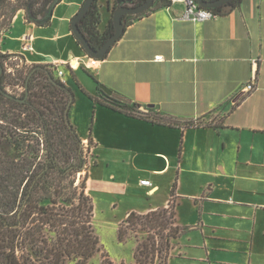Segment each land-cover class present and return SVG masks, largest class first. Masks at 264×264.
Wrapping results in <instances>:
<instances>
[{
	"label": "crops",
	"instance_id": "1",
	"mask_svg": "<svg viewBox=\"0 0 264 264\" xmlns=\"http://www.w3.org/2000/svg\"><path fill=\"white\" fill-rule=\"evenodd\" d=\"M84 1L61 0L45 26L20 9L1 51L64 70L61 79L75 93L70 121L91 145L86 193L92 172L101 183L140 189L145 206L126 218L167 208L174 190L176 222L186 230L168 264H264V0H240L198 22L183 17L184 1L172 0L135 17L102 59L90 57L72 32ZM115 4L99 0L102 31ZM101 84L130 109L138 105L135 112L178 124L109 108L94 100L104 98Z\"/></svg>",
	"mask_w": 264,
	"mask_h": 264
},
{
	"label": "trees",
	"instance_id": "2",
	"mask_svg": "<svg viewBox=\"0 0 264 264\" xmlns=\"http://www.w3.org/2000/svg\"><path fill=\"white\" fill-rule=\"evenodd\" d=\"M8 0H0V5ZM145 0H132L139 5ZM172 0H155L149 10L164 7ZM212 1V0H205ZM240 0H233L234 6ZM61 0H22L7 3L9 24L15 14L25 10L28 22L48 25ZM118 6L113 7V10ZM224 13L222 7L213 8ZM138 15H124L128 26ZM96 0L79 27L94 48H99L114 33L112 18L103 32ZM0 53V264H87L101 250L94 228V203L86 193L88 164L82 139L66 116L75 102V93L58 75L53 64L23 65L17 78L28 96L19 101L7 95L10 74ZM16 84V83H15ZM94 100L130 116L154 123L174 126L177 121L161 116L138 113V105L122 104L112 94ZM17 97V96H16ZM137 110V109H136ZM186 126L197 125L194 121ZM83 171L85 178L77 183ZM170 207L147 213L132 211L118 229L125 241L132 232L141 230L146 237L138 240L135 264H167L173 241L186 228L175 217L174 190ZM109 264H114L108 260Z\"/></svg>",
	"mask_w": 264,
	"mask_h": 264
},
{
	"label": "rangeland",
	"instance_id": "3",
	"mask_svg": "<svg viewBox=\"0 0 264 264\" xmlns=\"http://www.w3.org/2000/svg\"><path fill=\"white\" fill-rule=\"evenodd\" d=\"M21 1L22 0H19V2ZM17 2L18 0H8L5 4L0 5V53L4 55L8 53H3L1 51L2 38L4 32H6L10 26V7L7 6V3H11L12 5ZM100 15L101 23L99 24V29L103 32L101 29H103L106 22L105 9L100 12ZM3 59L5 67L7 68V73L11 75L8 85L12 86L20 82L17 78L18 71L22 69L23 65H29L19 56H6L3 57ZM154 114L155 112L152 111L151 115ZM85 175L86 172L83 171L76 176L78 184L85 178ZM111 184L112 182L110 181L105 184L103 182L101 183L99 174L97 172H92L89 189L95 203L94 228L100 239L101 250L89 259L87 264H109L108 260L112 261L114 264H135L134 252L138 240H142L146 237L145 232L138 230L137 232H132L130 237L125 241H121L119 239L118 229L126 219L124 218L126 212L129 210L142 209L145 206L148 196L135 187L117 188ZM114 205L116 206L114 207ZM67 264H77V262L71 260Z\"/></svg>",
	"mask_w": 264,
	"mask_h": 264
},
{
	"label": "water",
	"instance_id": "4",
	"mask_svg": "<svg viewBox=\"0 0 264 264\" xmlns=\"http://www.w3.org/2000/svg\"><path fill=\"white\" fill-rule=\"evenodd\" d=\"M96 0H85L78 12L73 16L71 20V28L74 36L78 40V42L82 45L84 51L90 56L95 59H102L104 58L110 48L122 37L125 31V24L123 22L124 15H138L141 14L154 4L155 0H145L143 3L139 5H126L125 3H130L132 0H116L118 6L112 11V20L114 25V33L108 37V39L99 47L94 48L89 40L86 38L85 34L79 27V21L87 14L89 9L91 8L92 4ZM199 4L206 8H217L222 7L224 13L230 12L234 8L233 0H212V1H205V0H197ZM101 89L111 95L112 90H110L107 86L101 84ZM7 95L15 98L19 101H25L28 92L24 97H16L15 95L7 92ZM66 116L69 119L68 110L66 111Z\"/></svg>",
	"mask_w": 264,
	"mask_h": 264
},
{
	"label": "built area",
	"instance_id": "5",
	"mask_svg": "<svg viewBox=\"0 0 264 264\" xmlns=\"http://www.w3.org/2000/svg\"><path fill=\"white\" fill-rule=\"evenodd\" d=\"M182 1H184L186 4V10H185L183 17L186 19H190L194 22L210 20L220 15L211 8H206V7L201 6L197 0H182ZM156 60H160V61L164 60L163 55H157ZM67 64H71V62L69 61L67 62ZM53 65L56 66L57 75L60 78H62L64 76V70L60 69L57 63H53ZM254 88H255L254 82L248 83L247 89L249 91L253 90ZM25 90L26 88L24 84L21 82H18L12 86L11 85L7 86V91L17 97H22V95L25 93ZM83 148H84L85 156L86 158H88V155L91 149L90 143L83 142ZM87 164H88V161H87ZM141 184L151 186L152 182L149 179H142ZM172 203H173V198H171L168 207H170Z\"/></svg>",
	"mask_w": 264,
	"mask_h": 264
},
{
	"label": "flooded vegetation",
	"instance_id": "6",
	"mask_svg": "<svg viewBox=\"0 0 264 264\" xmlns=\"http://www.w3.org/2000/svg\"><path fill=\"white\" fill-rule=\"evenodd\" d=\"M126 5H129V3H125Z\"/></svg>",
	"mask_w": 264,
	"mask_h": 264
}]
</instances>
